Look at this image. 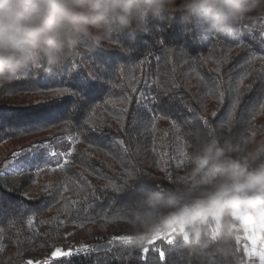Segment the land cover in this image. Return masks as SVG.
<instances>
[{
    "label": "trees",
    "instance_id": "obj_1",
    "mask_svg": "<svg viewBox=\"0 0 264 264\" xmlns=\"http://www.w3.org/2000/svg\"><path fill=\"white\" fill-rule=\"evenodd\" d=\"M184 27L176 17L166 34L125 36L55 74L37 69L0 85V264H212L210 249L189 248L177 237L174 246L109 243L127 236L121 210L131 186L147 176L164 183L179 170L182 164L171 161L181 159L178 135L194 125L264 122V47L239 26L231 39H202ZM61 89L63 96L54 95ZM53 100L64 106L60 119L26 134L10 127ZM41 140L55 152L47 160L28 147ZM73 148L66 167H56ZM21 151L24 174L14 175L13 153ZM242 240L236 247L246 260ZM106 242L108 249L93 250ZM85 246L88 252L77 251Z\"/></svg>",
    "mask_w": 264,
    "mask_h": 264
},
{
    "label": "clouds",
    "instance_id": "obj_2",
    "mask_svg": "<svg viewBox=\"0 0 264 264\" xmlns=\"http://www.w3.org/2000/svg\"><path fill=\"white\" fill-rule=\"evenodd\" d=\"M254 16H264V0H0V85L37 69L55 74L125 36L166 34L176 17L185 34L231 39ZM185 136L174 176L137 181L123 207L126 235L141 248L175 230L189 248L210 249L212 264H248L236 244L258 239L257 226L264 233V122L194 125Z\"/></svg>",
    "mask_w": 264,
    "mask_h": 264
},
{
    "label": "snow or ice",
    "instance_id": "obj_3",
    "mask_svg": "<svg viewBox=\"0 0 264 264\" xmlns=\"http://www.w3.org/2000/svg\"><path fill=\"white\" fill-rule=\"evenodd\" d=\"M135 91V89H133ZM64 91L63 89L59 90L58 92H54V95L57 96H63L64 95ZM153 101H155V98H152ZM38 110L32 112L30 115H25L24 117H16L14 118V120L10 123V127H12L13 129L19 130L22 133L26 134L30 131H39L42 127H47L48 124H50L53 121H56L58 119H60L63 115H64V111H63V104L60 100H53L50 102H46L44 103L42 106L38 105ZM212 115L215 117L217 114L215 112L212 113ZM229 121L232 120V116L228 117ZM45 122H48L47 124ZM204 124L206 126L209 125L208 121H204ZM96 130V129H94ZM176 132L180 133V128L177 127L176 128ZM183 135H178L176 137L177 141L179 142L175 151L176 154L178 156L181 157V159H176L175 156L171 157V161L174 162L177 166L181 165L184 163V159L187 155V151L186 148L188 147V145L185 143V141L183 140ZM55 139V138H54ZM79 142V141H77ZM50 141H35L32 145H29V149H35V154L37 157L47 160L49 159L50 156H54L55 152H51L49 153L48 151V147L50 145ZM120 144H123V141L119 142ZM74 151V148L72 150H69L66 153V158L64 159V161L58 165H56V167L58 168H65L66 165L68 164V159L67 157H70L72 155ZM125 151H127V149H125ZM23 151L21 152H17V153H13V157L16 158V160L18 161L15 164V168H14V175H23L24 174V169H25V165L24 162L22 160H20V157L23 155ZM55 170V169H53ZM113 190L116 192H121V189L119 187H116L115 185L112 186ZM140 186H136V188H132V191L130 194L125 193L124 195L127 196V201L130 200L131 198H133L137 192L139 191ZM88 207H90V204L86 207H83L82 209H79L78 211H84L87 212L88 211ZM122 214H123V209L121 210ZM28 224L31 226L33 224V221L31 219L28 220ZM2 229H0V239H2ZM178 233L175 230H172L170 232L167 233H162L159 236L153 237L152 240L149 241V244H155L157 240H163L167 245L169 246H174L176 244V237H177ZM186 239V236H185ZM239 239V238H238ZM251 244L253 245V247L250 250H246V254L249 256H255L258 255L259 256V260H260V264H264V238L259 239V250L257 251V249L254 247L257 243V239H251ZM110 244H115V243H120V244H124V245H130L131 242V238L125 235H120V236H113L111 238V240L109 241ZM77 251H82V252H88L89 248L87 246L77 249ZM149 249L148 248H144L141 256L142 258H146V254L148 253ZM65 254H70V253H65ZM166 252L163 248L159 249V260L160 261H165L166 260ZM28 264H30V262H28Z\"/></svg>",
    "mask_w": 264,
    "mask_h": 264
},
{
    "label": "rangeland",
    "instance_id": "obj_4",
    "mask_svg": "<svg viewBox=\"0 0 264 264\" xmlns=\"http://www.w3.org/2000/svg\"><path fill=\"white\" fill-rule=\"evenodd\" d=\"M239 30L242 36L251 40L255 45H258L259 47H264V16H256L242 21L241 24L239 25ZM257 228L258 230L256 232V235L258 239L254 247L258 251L260 247L258 240L264 238V233H261V231L259 230V226H257ZM241 238L243 239L242 251L246 258V261L248 262V260H251V263L249 264H260L258 255L249 256L246 254V250H250L253 247L250 238L248 237H241ZM57 253H59V251H56L54 255H56Z\"/></svg>",
    "mask_w": 264,
    "mask_h": 264
},
{
    "label": "water",
    "instance_id": "obj_5",
    "mask_svg": "<svg viewBox=\"0 0 264 264\" xmlns=\"http://www.w3.org/2000/svg\"><path fill=\"white\" fill-rule=\"evenodd\" d=\"M109 247V243H101V244H97L93 247L94 251H102V250H106Z\"/></svg>",
    "mask_w": 264,
    "mask_h": 264
},
{
    "label": "built area",
    "instance_id": "obj_6",
    "mask_svg": "<svg viewBox=\"0 0 264 264\" xmlns=\"http://www.w3.org/2000/svg\"><path fill=\"white\" fill-rule=\"evenodd\" d=\"M258 243H259V240H258ZM248 263H251V260H248Z\"/></svg>",
    "mask_w": 264,
    "mask_h": 264
}]
</instances>
